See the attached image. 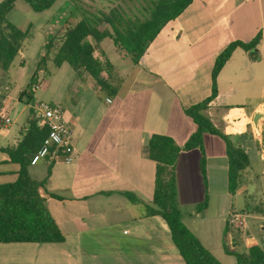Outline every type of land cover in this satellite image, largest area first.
<instances>
[{
  "label": "crops",
  "instance_id": "0c3cea01",
  "mask_svg": "<svg viewBox=\"0 0 264 264\" xmlns=\"http://www.w3.org/2000/svg\"><path fill=\"white\" fill-rule=\"evenodd\" d=\"M61 15L38 25L27 20L18 26L7 19L28 36L9 70H0V108L6 115L0 130V184L17 178L20 166L5 149H15L26 135L33 119L31 106L43 101L34 98L35 92L48 91L54 84L50 73H42L33 99L22 96L45 43L63 26ZM38 33L41 46L24 82V56ZM259 33L258 57L251 58L240 47L234 50L216 78L217 96L206 110L214 126L241 145L251 165L264 146L248 120L251 114H264V0H193L167 22L138 63L123 47L121 59L114 63L101 47L104 39L97 44L96 55L111 65L110 89L78 78L74 69L65 86L71 111L67 114L62 108L73 131L74 161L46 158L28 168L30 176L44 181L56 196L47 205L64 241L0 243V264H186L168 224L153 213L156 162L150 158V139L167 135L183 147L198 129L186 110L211 95L217 57L230 43L250 42ZM44 77L48 81L42 87ZM62 100L51 97L50 103ZM234 108L243 112L233 115ZM237 121L243 126L235 128ZM174 171L182 222L222 262L232 255L225 250L223 235L235 214L232 198L241 191L229 189L225 139L205 132L201 147L182 150Z\"/></svg>",
  "mask_w": 264,
  "mask_h": 264
},
{
  "label": "trees",
  "instance_id": "16d2710c",
  "mask_svg": "<svg viewBox=\"0 0 264 264\" xmlns=\"http://www.w3.org/2000/svg\"><path fill=\"white\" fill-rule=\"evenodd\" d=\"M17 0H3L0 3V70L7 71L15 57L21 51L27 31H22L7 21V15ZM36 12H43L53 7L57 0H24ZM193 0H151L149 17L137 26L130 18L125 19L118 8L109 12L87 11L76 23L63 25L54 37L45 43V53L37 63L22 96L33 99V88L40 74L48 75V63L52 56L53 63L60 67L68 63L80 79L95 80L104 90L110 89L111 65L101 62L96 55V47L103 39L112 38L116 45L125 48L131 59L138 63L149 44L161 29L177 18ZM71 17L74 15L70 14ZM89 39H93V44ZM262 39L259 33L250 42L234 41L217 57L212 72V93L200 103L186 110L198 126L183 147L167 135L154 134L150 139V158L156 162L155 193L153 213L160 215L168 224L172 239L179 249L186 264H222L182 222L177 208V186L174 165L182 150L201 147L203 134L222 136L227 143L229 157V189L235 193L241 187V174L250 166V160L241 145L233 144L211 122L206 113L209 103L217 96L216 78L225 63L238 47L249 51L251 58H257V46ZM107 73V79L103 77ZM48 79L42 78L45 87ZM6 115L0 108V130L4 126ZM47 127H39L32 119L28 131L15 149H5L12 162L19 164L17 178L13 182L0 184V243H61L64 235L52 216L47 202L56 198L51 194L44 181H37L29 174V166L36 151L48 135ZM205 169L204 162L202 163ZM229 231V227H226ZM236 256L237 264H264V245L251 243L247 251L225 249Z\"/></svg>",
  "mask_w": 264,
  "mask_h": 264
},
{
  "label": "rangeland",
  "instance_id": "374dc122",
  "mask_svg": "<svg viewBox=\"0 0 264 264\" xmlns=\"http://www.w3.org/2000/svg\"><path fill=\"white\" fill-rule=\"evenodd\" d=\"M150 7H152L151 0H57L50 9L43 12H36L24 0H19L18 7L16 10L10 12L7 19L10 23L18 26L25 24L27 20H31L34 25H38L45 21L53 20L62 14L61 17L65 19L61 21L60 25H65L66 23H76L83 15H87L88 10L97 14L100 10L109 12L112 8H118L125 19L130 18L134 21L137 28L140 22L149 17ZM71 13L74 14L72 17L70 15ZM42 38L41 34L38 33L32 48L24 56V66L27 70L24 82L29 80V73L33 68V58L37 50L36 48L37 46H41ZM101 47L112 62L116 63L117 59H121L120 50L122 49L120 48L122 47L116 49V44L113 39L105 38L102 41ZM53 54L54 52L51 55L48 69L50 76L52 75L55 79L54 84L48 91L37 90L34 98L50 103L51 97L58 98V96H62L63 100L61 104H59L64 107L65 112L68 114L71 111V103L68 99L70 94L65 90V86L71 76L70 73L73 71V68L68 63H65L61 67L56 66L52 61ZM24 105H26V103ZM240 110L243 112L242 108H234L231 113L239 116V114H241ZM255 115L256 113L251 114L250 119H248L250 121L249 124L257 135L260 145H263L264 116L258 122V128H255ZM64 118L68 122L67 115L64 114ZM19 124V122L14 124L12 129H16ZM242 124L243 123L239 124L237 121L235 124L233 123V126L235 128H240L243 126ZM258 133L261 135L259 136ZM240 179L242 186L239 190L241 191L232 198L235 214L239 216L240 222L236 225H228L229 231L227 232L225 230L223 242L225 249L229 247L231 250L241 252L247 251L251 243L264 245V146H262L258 158L251 162L250 167L241 174ZM240 214L242 216H240ZM259 215L262 218H257ZM226 236L227 239H225ZM247 238L251 239L247 241ZM221 260L222 262H220L222 264H237V258L234 255L221 258Z\"/></svg>",
  "mask_w": 264,
  "mask_h": 264
},
{
  "label": "built area",
  "instance_id": "2783aa9c",
  "mask_svg": "<svg viewBox=\"0 0 264 264\" xmlns=\"http://www.w3.org/2000/svg\"><path fill=\"white\" fill-rule=\"evenodd\" d=\"M37 88L36 85L33 89ZM31 109L33 119L36 120L37 125L47 127L49 130L40 148L33 155L31 164L35 165L46 158H62L65 163H72L74 161L72 154L73 131L64 118L62 106L44 101H35ZM7 122H9V119H7ZM238 222H240V218L237 214L230 218L231 224L236 225Z\"/></svg>",
  "mask_w": 264,
  "mask_h": 264
},
{
  "label": "water",
  "instance_id": "95a60500",
  "mask_svg": "<svg viewBox=\"0 0 264 264\" xmlns=\"http://www.w3.org/2000/svg\"><path fill=\"white\" fill-rule=\"evenodd\" d=\"M264 116V114H261V113H258L255 115V118H254V121H255V124L258 125V120L260 118H262Z\"/></svg>",
  "mask_w": 264,
  "mask_h": 264
}]
</instances>
